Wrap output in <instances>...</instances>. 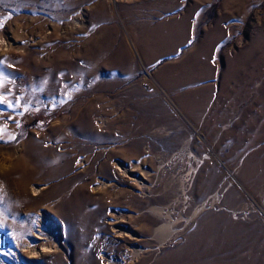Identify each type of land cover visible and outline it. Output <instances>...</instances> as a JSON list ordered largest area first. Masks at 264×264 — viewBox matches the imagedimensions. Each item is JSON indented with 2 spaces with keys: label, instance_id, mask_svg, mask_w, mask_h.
Instances as JSON below:
<instances>
[{
  "label": "rangeland",
  "instance_id": "obj_1",
  "mask_svg": "<svg viewBox=\"0 0 264 264\" xmlns=\"http://www.w3.org/2000/svg\"><path fill=\"white\" fill-rule=\"evenodd\" d=\"M163 6L235 24L223 116L158 109L112 60ZM0 130V264H264V0H0Z\"/></svg>",
  "mask_w": 264,
  "mask_h": 264
},
{
  "label": "crops",
  "instance_id": "obj_2",
  "mask_svg": "<svg viewBox=\"0 0 264 264\" xmlns=\"http://www.w3.org/2000/svg\"><path fill=\"white\" fill-rule=\"evenodd\" d=\"M142 8L136 4L130 11L125 8V13L136 17ZM159 11L164 16L155 21L138 19L129 29L130 43L109 50L112 60L126 75L149 74V99L158 109H168L167 104H172L181 114L196 117L211 108L212 116H223L224 106H234L230 103L232 92L224 98L223 86L240 83L236 81L239 69L230 63L234 58L227 57L228 66L222 55L223 43L232 37L235 24L226 18L229 26L224 27L220 18L204 29L203 19H197L190 8L178 15L169 14L164 6ZM224 100L229 103L223 104Z\"/></svg>",
  "mask_w": 264,
  "mask_h": 264
},
{
  "label": "bare ground",
  "instance_id": "obj_3",
  "mask_svg": "<svg viewBox=\"0 0 264 264\" xmlns=\"http://www.w3.org/2000/svg\"><path fill=\"white\" fill-rule=\"evenodd\" d=\"M57 2V1H56ZM192 157H194V155H192ZM195 160L199 161L198 158H196L195 156ZM194 170H197V168H193ZM213 199L212 200V203H219L221 202L222 198H221V195L216 193L213 195V197L211 198ZM143 200H141L140 202L142 203ZM151 202V201H150ZM204 205V203H203ZM202 205V206H203ZM151 213L147 214H143L141 216V220H143L144 222H146V228L144 230V233L147 234L148 232H150V235L151 236H154L156 238H159V237H162L164 238L165 235H164V231L167 230L168 228V225H162L160 227H157L156 229L154 228L155 226V221L156 219H159L161 218L163 215L161 214V211L158 210V209H151L150 211ZM139 218L135 219L138 220ZM205 230V229H204ZM213 233V232H212ZM169 235V234H168ZM38 238H41L40 235H36ZM42 239V238H41ZM52 247H47L46 245H44V248L42 249L43 251H48L50 250ZM27 250L30 251V253H32V255H38L40 254L41 252L43 251H39L38 249L35 248V246H29L27 247ZM136 254H138V252H136Z\"/></svg>",
  "mask_w": 264,
  "mask_h": 264
},
{
  "label": "snow or ice",
  "instance_id": "obj_4",
  "mask_svg": "<svg viewBox=\"0 0 264 264\" xmlns=\"http://www.w3.org/2000/svg\"><path fill=\"white\" fill-rule=\"evenodd\" d=\"M0 132H2V130H0Z\"/></svg>",
  "mask_w": 264,
  "mask_h": 264
}]
</instances>
